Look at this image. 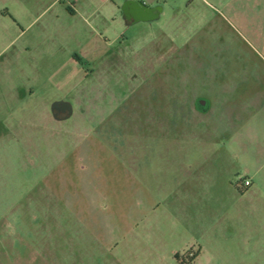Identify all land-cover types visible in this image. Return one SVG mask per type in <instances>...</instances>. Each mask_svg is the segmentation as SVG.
Instances as JSON below:
<instances>
[{
    "label": "rangeland",
    "instance_id": "obj_1",
    "mask_svg": "<svg viewBox=\"0 0 264 264\" xmlns=\"http://www.w3.org/2000/svg\"><path fill=\"white\" fill-rule=\"evenodd\" d=\"M121 1L0 0V264H264V0Z\"/></svg>",
    "mask_w": 264,
    "mask_h": 264
},
{
    "label": "crops",
    "instance_id": "obj_2",
    "mask_svg": "<svg viewBox=\"0 0 264 264\" xmlns=\"http://www.w3.org/2000/svg\"><path fill=\"white\" fill-rule=\"evenodd\" d=\"M122 1H123V6L119 4L117 6V9L119 10L121 15H124V11L128 13V18H129L128 23H133L134 21H138V20L152 21L158 19L164 11L163 6L159 5L157 2H154V0H152L153 2L151 3H145L142 0H122ZM131 9L134 12L137 10L144 11L146 13H149V16L134 17V15L131 14L130 11ZM207 108H209V106ZM243 143L246 144L245 142ZM253 162H254L253 166L247 164L244 166L243 169V174L248 176L252 181L251 185L247 189L250 190L252 194H259V193L264 194V145H262L259 141H256V151H255V156L253 158ZM192 264H194V262Z\"/></svg>",
    "mask_w": 264,
    "mask_h": 264
},
{
    "label": "water",
    "instance_id": "obj_3",
    "mask_svg": "<svg viewBox=\"0 0 264 264\" xmlns=\"http://www.w3.org/2000/svg\"><path fill=\"white\" fill-rule=\"evenodd\" d=\"M53 108L61 109L63 111L67 110L68 115L72 113V105L67 101H62V100L54 101L52 104V109Z\"/></svg>",
    "mask_w": 264,
    "mask_h": 264
},
{
    "label": "built area",
    "instance_id": "obj_4",
    "mask_svg": "<svg viewBox=\"0 0 264 264\" xmlns=\"http://www.w3.org/2000/svg\"><path fill=\"white\" fill-rule=\"evenodd\" d=\"M57 1H69V0H57ZM71 1H73V0H71ZM238 181H239V183H238L239 189L248 188L252 183L251 179L246 175L240 176Z\"/></svg>",
    "mask_w": 264,
    "mask_h": 264
},
{
    "label": "flooded vegetation",
    "instance_id": "obj_5",
    "mask_svg": "<svg viewBox=\"0 0 264 264\" xmlns=\"http://www.w3.org/2000/svg\"><path fill=\"white\" fill-rule=\"evenodd\" d=\"M121 8V7H120ZM123 8V7H122ZM106 59V58H105ZM57 101V100H56ZM62 101H64V100H62ZM53 104V103H52ZM52 104H51V106H50V110H51V112H52V114H53V116L55 117V118H57V119H62V118H66V117H69V116H71V114L70 115H68V111L67 110H61V109H57V108H53L52 109ZM191 264H192V262H191Z\"/></svg>",
    "mask_w": 264,
    "mask_h": 264
},
{
    "label": "trees",
    "instance_id": "obj_6",
    "mask_svg": "<svg viewBox=\"0 0 264 264\" xmlns=\"http://www.w3.org/2000/svg\"><path fill=\"white\" fill-rule=\"evenodd\" d=\"M197 253H193L192 256L189 258V264H191V262H193V260L196 258ZM174 257L179 261L180 260V255L178 253H176L174 255Z\"/></svg>",
    "mask_w": 264,
    "mask_h": 264
}]
</instances>
